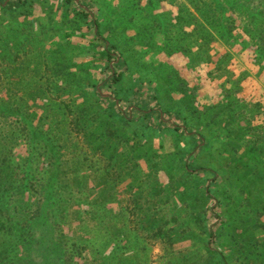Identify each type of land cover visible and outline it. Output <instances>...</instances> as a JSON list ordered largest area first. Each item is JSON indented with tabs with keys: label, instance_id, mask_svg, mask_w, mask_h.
Masks as SVG:
<instances>
[{
	"label": "rangeland",
	"instance_id": "rangeland-1",
	"mask_svg": "<svg viewBox=\"0 0 264 264\" xmlns=\"http://www.w3.org/2000/svg\"><path fill=\"white\" fill-rule=\"evenodd\" d=\"M30 1L0 3V154L7 151V165L27 172L28 183L35 170L46 184L54 181L60 196L54 206L61 213L45 218L60 225L63 243L75 246L74 263L213 264L217 257L207 250L228 264H246L247 255L253 264L264 260V220L253 231L258 245L242 242L250 229L239 241L234 227L245 207L226 180L242 154L233 148L240 143L244 151L249 141L245 131L264 128V77L253 57L225 44V31L208 23L217 41L209 49L210 62L198 61L199 54L209 56L203 49L186 53L190 63L179 57L172 65L156 47L196 52L195 38L187 39L181 33L188 29L177 26L179 18L190 16L203 23L191 0H162L155 10L157 0H78L98 20L102 38L116 45L110 61L75 6ZM10 3L21 4L11 11ZM242 24L238 34L250 46L252 25ZM160 30H168L166 42ZM17 51L27 56L16 61ZM115 72L123 77L111 84ZM176 75L191 89L186 95L194 99L192 107L182 97V84L173 83ZM225 82L237 87L248 116L228 120L221 129L207 126L200 110L211 103L204 97L217 95L211 105L221 104ZM151 85L163 88L161 98L148 93ZM12 100L24 115L12 114ZM33 142L53 154L40 153L41 145ZM206 188L214 199L203 197ZM40 225L44 230L42 220ZM100 240L109 246L95 256L86 244Z\"/></svg>",
	"mask_w": 264,
	"mask_h": 264
},
{
	"label": "trees",
	"instance_id": "trees-1",
	"mask_svg": "<svg viewBox=\"0 0 264 264\" xmlns=\"http://www.w3.org/2000/svg\"><path fill=\"white\" fill-rule=\"evenodd\" d=\"M161 2L162 0H157L155 2L153 5L154 10L157 9ZM190 2L199 12L203 19V23L197 18H191L190 16L188 20H181L179 18L177 26L181 27L183 30L185 27L188 29V31L184 30L181 33L185 35L187 39L195 38L194 42L198 44L196 52L193 53L191 49L187 51L179 49V52L173 51L168 45L163 44V46H159L160 49L156 47L161 54H163L172 65L173 60L179 57H183L188 64L190 63V58L186 53H192L191 56H193L194 54H199V52L204 49L206 53L208 52L209 54V56H206L208 59L201 57L199 54L198 61L209 63L211 60L209 49L216 44L217 41L207 30L205 24L212 23L217 31H225V33L220 34L225 44L237 49L242 47L243 53L253 57L252 60L255 61V66L262 71L260 74L264 77V0H191ZM32 3H34L33 0L30 1V4ZM20 4L15 5L10 3L8 4L9 9H6L16 11ZM63 4L68 7L71 5L75 6L82 18L84 20L88 19L89 22H91L95 30L94 37L102 45L105 57L109 61L112 60L115 55L114 51L116 45H108V42L102 38L98 20L87 10L81 9L82 4L78 0H63ZM139 9L141 8L139 7ZM141 13L142 11L139 10L136 15H140ZM169 19L171 18L169 17ZM131 21L132 19L130 22ZM242 22L246 25H252L254 36L251 38L253 44H250V46L245 43L244 37L238 34V31H240L239 26H243ZM160 31H162L160 35L164 36L163 39L166 42L169 39L168 30ZM150 47L154 48V45ZM26 56L27 55H23L17 51L14 59L18 61ZM22 60L23 59H21V61ZM226 61H228L227 57L222 58L216 64L217 68L222 67ZM174 74V72H171L169 76H173ZM110 77L111 84H118L123 77V73L115 72ZM176 77L177 78L174 79L171 78L173 83L182 84L181 86H183L184 83L182 80L177 75ZM186 87L187 86L181 87L183 90L182 93L177 89L175 90L176 93L182 94L184 100L191 98L190 95H186V92L188 93L191 89L186 90ZM150 89L148 93L151 95L153 94L154 99L162 97V90H160L163 89L162 87L151 85ZM237 95V87L225 82L222 84V88H220V97L222 98L221 104L219 103L217 106L211 105L212 101L218 98L217 95L210 94L204 97L208 103H211L208 106H203L202 110H200L203 115H205V119H207L206 125L208 126L214 123L218 129H221L223 124L228 120L238 123L237 121H240L241 118H247L248 115L246 113L248 109L244 103L240 102V99L236 98ZM10 97L12 99L13 95H10ZM119 101L122 100L120 99ZM189 101L192 107V105H194L192 102L194 99H190ZM7 103L1 108H5ZM12 106L14 108L10 107L12 114L24 115V110L19 112L17 104L14 103L13 100ZM195 108L199 110L196 105ZM189 109H187V111H189ZM27 112L29 111L27 110L25 114ZM224 113L226 114V118L223 117ZM160 121H164L162 117ZM262 127L263 126L253 127L245 131V135L248 136L249 141L244 145V151L240 143L238 147L233 148L235 152H241L242 154L239 155L240 160L236 165V172L233 173V177L226 179L234 189L233 195L237 197L238 201H241L239 206L242 205L245 207L241 214L242 217L239 218L238 224L234 227V232H236V237L241 241L240 238L242 234L250 229V235L242 241L244 244H247V247L250 245H252V247L258 245V240L255 239L254 234L262 229L264 220V128ZM237 128L240 129L241 126L237 124ZM20 131L24 132L26 130L21 128ZM239 135L240 131L238 133V136ZM35 144L41 145L39 142ZM38 149L42 154H47L48 150L53 154L52 149L47 146L43 147L41 145ZM6 154V150L3 154H0V159L2 158V162L0 163V264H76L74 263L75 246L71 244L68 245L67 242L63 243L57 236V232L61 230L60 225L49 224L48 219L45 218L48 213L51 215L61 213V208L57 205L54 206V203H57L56 200L60 199V196L57 194L58 188L54 186L55 183L53 184L54 181L47 182L46 184V182H43L45 178L41 172L35 170L33 174L36 177L35 179L33 177V183H28L30 181L24 176L27 172L23 173L19 168H10V166L7 165L8 158L5 156ZM39 155L41 156V154ZM196 155L197 153L194 154V157H196ZM231 160L235 161V158L231 157ZM189 162L190 160L185 164L186 169H189ZM217 181L218 178L214 177L212 183L215 185ZM260 187H262L263 190ZM203 197L209 201L214 199L211 194V188H206ZM47 206H50L49 210ZM213 207L214 204L211 206V209ZM212 211H214V209ZM251 213L254 217H250ZM40 220L46 224L44 230L40 225ZM44 231H47V234L42 237L41 235ZM253 231L256 232L253 234ZM86 246L92 251L93 255L96 256V254H100L103 249L107 248L109 244L106 241L100 240L88 242ZM116 248L118 247L116 246L115 249ZM207 253L217 257L216 260L212 258L213 264H228L222 255L211 252L210 250H207ZM115 254L118 256V253ZM115 259V257H111L110 260ZM143 261L144 260L140 259L138 264H141ZM244 261L246 264L254 263L249 260V255L244 257ZM102 262L108 264V259L102 260ZM259 264H264V260H261Z\"/></svg>",
	"mask_w": 264,
	"mask_h": 264
},
{
	"label": "crops",
	"instance_id": "crops-1",
	"mask_svg": "<svg viewBox=\"0 0 264 264\" xmlns=\"http://www.w3.org/2000/svg\"><path fill=\"white\" fill-rule=\"evenodd\" d=\"M150 118V117H149ZM153 117H151V119H152ZM145 208H148L147 206L145 207Z\"/></svg>",
	"mask_w": 264,
	"mask_h": 264
}]
</instances>
